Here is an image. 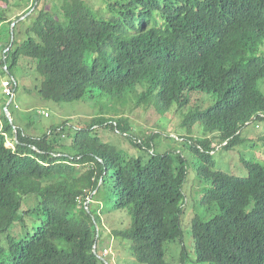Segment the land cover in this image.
Masks as SVG:
<instances>
[{"label":"trees","instance_id":"trees-1","mask_svg":"<svg viewBox=\"0 0 264 264\" xmlns=\"http://www.w3.org/2000/svg\"><path fill=\"white\" fill-rule=\"evenodd\" d=\"M103 1L107 19L83 0H66L56 17L33 14L28 20L36 23L20 46L19 24L12 47L11 36H1L7 53H1L0 85L9 82L11 95L0 94V239L6 240L0 264H105L98 255L111 264L103 255L112 233L101 215L108 205L132 216V226L113 235L130 244L137 264H167L165 245L180 246L185 238L186 160L158 155V134L141 139L126 119H95L68 136L69 123L42 139L26 136L5 114L17 85L5 79L25 61L50 103H80L99 92L136 97L138 107L190 108L183 126L206 128L189 140L204 185L202 204L217 210L211 221L193 222L195 262L264 264V166L243 162L249 174L237 177L215 171L213 158L214 142L230 152L243 144L245 127L264 124V0ZM11 3L0 0V32L11 34L15 24ZM207 98L214 103L205 108ZM101 127L121 135L129 149L102 143ZM73 133L75 153L60 143V134ZM29 196L37 200L34 209L26 208ZM32 215L38 219L32 222Z\"/></svg>","mask_w":264,"mask_h":264},{"label":"rangeland","instance_id":"rangeland-1","mask_svg":"<svg viewBox=\"0 0 264 264\" xmlns=\"http://www.w3.org/2000/svg\"><path fill=\"white\" fill-rule=\"evenodd\" d=\"M66 0H12L10 9L15 11L13 23L19 21V28L16 31L17 43L20 46L24 40L29 38L27 31L35 24V19L30 17L37 11L50 13L52 17L57 16V10ZM92 10L94 15L99 18L107 19L110 17L106 10V4L103 0H83ZM28 12H30L28 14ZM59 12V11H58ZM24 20L21 18L23 15ZM28 20V21H27ZM21 33V36L19 34ZM1 36H11L10 33H5V30L0 32V59L6 50V46L2 45L7 41V38ZM3 50V51H2ZM7 53V52H5ZM14 79L17 83L13 105L10 109L11 120L18 128L24 131L26 136L42 139L46 137L53 128L62 129L67 126L66 136L74 126L82 127L88 123H92L95 119H104L109 121H118L126 119L131 126V132L141 139L151 138L154 136L155 151L158 155L171 153L172 155L180 154L187 164V181L184 190L187 191L188 200L186 201L187 214L184 219L185 238L183 244L178 243L165 245L164 254L167 264H180L182 248H185L186 260L185 264H196L194 254V244L192 241V227L196 218L209 222L217 215V210H208V206H203L204 185L200 182L197 176L199 167L196 155L190 150L189 140H196L203 132L206 133V128L201 123L194 125L183 126L187 121V116L190 113V108L179 110L177 106H172L169 109L163 108L162 104L155 107H148L144 103L142 107L137 106V98L132 96L118 97L107 96L99 92H95L93 97H88L80 103L73 104H54L44 101L39 93L42 85V80L35 74L34 68L29 62H22L17 69L13 71V77L7 74L5 80ZM261 90L264 87V81L261 83ZM5 94V89L0 85V94ZM264 93V91H263ZM213 98H207L203 102L206 108L209 104H213ZM257 125L259 127H257ZM96 134L101 142L109 144L118 151L123 152L124 148L129 149L126 140L114 130L110 128H100ZM133 134V135H134ZM68 138L60 134L61 144L70 148L71 153H75L74 137ZM264 135V124L251 123L242 131L243 144L238 145L232 151L227 152L217 142L213 145L217 147L214 152L215 171H223L229 175L237 177H246L249 174V169L243 162L257 161L264 166V142L258 138ZM67 138V139H65ZM54 139L51 137V140ZM7 147L15 149L13 139H8ZM219 147V148H218ZM147 157L146 154H142ZM214 171V172H215ZM37 206L35 197L29 196L27 199V209H34ZM102 218L104 227L110 232L109 236L104 240L103 255L109 258L111 264H137L136 260L130 252V244L115 238L113 231L127 229L132 226V216L129 210L114 211L111 206H106L102 210ZM38 219L36 215H32V222ZM5 237L0 239V245H4Z\"/></svg>","mask_w":264,"mask_h":264},{"label":"water","instance_id":"water-1","mask_svg":"<svg viewBox=\"0 0 264 264\" xmlns=\"http://www.w3.org/2000/svg\"><path fill=\"white\" fill-rule=\"evenodd\" d=\"M22 19L24 20V18H22ZM17 24H19V21L12 25V29H11V42H12V44H11V47L13 46V44H14V42H15V32H14V28L16 27ZM12 101H13V100H11V101L9 102V104L7 105V108H6V110H5L6 117H7L8 121H9L11 124H13V122H12V120H11V116H10V114H9V112H8V108H9V106L12 104ZM14 129H15L16 139H17V137H18L17 128L15 127ZM95 254H97V252H96V247H95ZM97 255H98V254H97ZM98 257H99V259H101L105 264H109L108 261H107L103 256L98 255Z\"/></svg>","mask_w":264,"mask_h":264},{"label":"built area","instance_id":"built-area-1","mask_svg":"<svg viewBox=\"0 0 264 264\" xmlns=\"http://www.w3.org/2000/svg\"><path fill=\"white\" fill-rule=\"evenodd\" d=\"M3 88L5 89V94L10 96L11 95L10 83L9 82L3 83ZM262 118L264 119V116H262Z\"/></svg>","mask_w":264,"mask_h":264}]
</instances>
